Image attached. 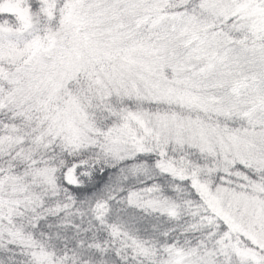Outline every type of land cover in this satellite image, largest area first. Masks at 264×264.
<instances>
[{
	"label": "snow or ice",
	"instance_id": "obj_1",
	"mask_svg": "<svg viewBox=\"0 0 264 264\" xmlns=\"http://www.w3.org/2000/svg\"><path fill=\"white\" fill-rule=\"evenodd\" d=\"M0 264H264V0H0Z\"/></svg>",
	"mask_w": 264,
	"mask_h": 264
}]
</instances>
